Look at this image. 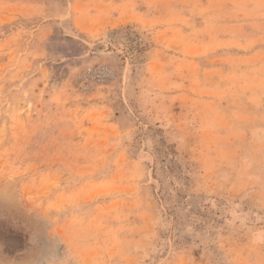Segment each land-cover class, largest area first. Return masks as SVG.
Listing matches in <instances>:
<instances>
[{"label": "rangeland", "instance_id": "rangeland-1", "mask_svg": "<svg viewBox=\"0 0 264 264\" xmlns=\"http://www.w3.org/2000/svg\"><path fill=\"white\" fill-rule=\"evenodd\" d=\"M0 264H264V0H0Z\"/></svg>", "mask_w": 264, "mask_h": 264}, {"label": "built area", "instance_id": "built-area-1", "mask_svg": "<svg viewBox=\"0 0 264 264\" xmlns=\"http://www.w3.org/2000/svg\"><path fill=\"white\" fill-rule=\"evenodd\" d=\"M87 76L96 82H107L112 78L110 71L104 67H96L93 70H88Z\"/></svg>", "mask_w": 264, "mask_h": 264}]
</instances>
